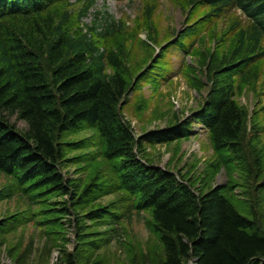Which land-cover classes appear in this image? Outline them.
Returning <instances> with one entry per match:
<instances>
[{"label":"trees","instance_id":"trees-1","mask_svg":"<svg viewBox=\"0 0 264 264\" xmlns=\"http://www.w3.org/2000/svg\"><path fill=\"white\" fill-rule=\"evenodd\" d=\"M81 1L77 8L75 3ZM205 1L211 6L208 22L226 15L234 4L247 24L232 19L225 30L233 33L227 55L209 49V86L191 117L135 134L122 115L132 82L121 53L107 45L108 38L123 29V21L107 12L104 26L97 18L85 22L95 0H0V173L6 178L0 192L26 197L30 203L7 223L0 219V250L1 235L34 220L45 209L35 210L31 204L44 202L51 235L67 220L76 228L73 250L62 248L65 256L55 264H121L98 255L110 238L88 229L118 224L145 210L155 236L146 253L152 264H188L190 259L196 264H264V146L257 147L248 134L249 110L235 97L238 79L249 80L247 74L264 55V0ZM197 26L188 24L182 35ZM177 42L181 40L172 46L184 48ZM13 115L24 120L25 127L18 126ZM191 121L207 127L216 152H225L226 158L248 169L244 197L231 185H208L206 179L197 189L181 169L145 157L146 143L191 135ZM82 131L89 133L69 138ZM95 161L100 166L87 173V180L66 177L62 171L70 162L81 163L82 171ZM219 166L212 160L209 170ZM65 194L67 198L49 201ZM70 212L75 221L67 217ZM145 255L131 253L123 264H143ZM16 263L28 264V258ZM0 264L6 263L0 259Z\"/></svg>","mask_w":264,"mask_h":264},{"label":"rangeland","instance_id":"rangeland-1","mask_svg":"<svg viewBox=\"0 0 264 264\" xmlns=\"http://www.w3.org/2000/svg\"><path fill=\"white\" fill-rule=\"evenodd\" d=\"M75 4L79 8L83 2ZM210 8L205 0L198 3L190 0H95L89 13L83 17L88 23L97 18V23H101L99 26H104L109 20L106 19L108 12L114 19L124 22L123 29L108 38L107 45L121 53L127 75L132 82L127 101L122 104V115L131 124L135 134L176 124L191 117L192 111L202 104L209 86L205 72L209 49L216 51L219 56L227 55L231 51L233 33H225V30L229 29L232 19L240 18L242 25L248 22L241 8L234 4L229 5L226 15H216L208 22ZM188 24L198 25L199 29L182 35ZM197 34L195 44L189 45ZM222 34L224 36L220 37ZM226 34L229 36L226 37ZM178 40H181L177 42L178 45L184 48L172 46ZM188 48L190 49L186 50ZM160 49L163 50V55L159 53ZM157 54L158 62L154 60ZM151 63L152 66H149ZM148 69L146 74L142 73ZM247 75L250 76L249 80L238 79L235 97L248 108V134L253 137L256 146L260 147L264 146V55L256 61ZM12 119L18 126L25 127L26 122L21 118L13 115ZM191 123L194 132L188 137L169 143H146L145 157L159 165L174 170L181 169L187 177L195 180L197 189L203 188L202 179H206L208 185H231L244 197V191L247 192L250 182L248 169L241 167L237 159H228V155L226 158L225 152H216L204 124L197 121ZM88 133L89 131H82L69 138ZM86 150L88 149H84ZM212 160L220 162L216 171L209 170ZM80 164H64L62 171L66 177H82V180H87V173L96 171L100 166V162L95 161L87 166V170L79 171ZM5 179L0 173V191L6 184ZM2 193L3 191L0 192V219L5 223L30 205L25 200L26 197H4ZM62 197L67 198V195H53L49 201ZM108 198H103L102 202ZM31 206L35 210H45L43 213H36L34 220L21 223L1 235L3 243L0 259L6 264H17L16 261L25 258H28V264H55L65 256L62 248L73 250L76 244L74 222L67 220L65 226L59 228L60 233L51 235L48 232L50 223L46 221L47 205L44 202H33ZM67 217L75 221L73 212L68 213ZM149 218L150 213L145 210L131 218L122 219L118 224L91 225L88 230H97L110 238L109 242H104L99 248L98 255H107L113 263L119 260L121 264L123 261L128 262L127 256L131 253L145 255L155 241ZM83 219L91 223L90 219ZM145 256L143 264H152L147 254ZM194 263L193 259L188 261V264Z\"/></svg>","mask_w":264,"mask_h":264}]
</instances>
